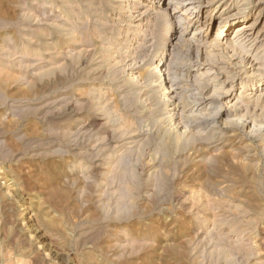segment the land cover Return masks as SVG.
<instances>
[{"label": "rangeland", "instance_id": "obj_1", "mask_svg": "<svg viewBox=\"0 0 264 264\" xmlns=\"http://www.w3.org/2000/svg\"><path fill=\"white\" fill-rule=\"evenodd\" d=\"M139 1L0 0V264H264V59L187 30L192 4L210 43L206 14L264 0ZM175 103L200 124L178 147Z\"/></svg>", "mask_w": 264, "mask_h": 264}, {"label": "bare ground", "instance_id": "obj_2", "mask_svg": "<svg viewBox=\"0 0 264 264\" xmlns=\"http://www.w3.org/2000/svg\"><path fill=\"white\" fill-rule=\"evenodd\" d=\"M145 2H146V4L145 3H142L141 1H139L138 3L136 2V7L134 8L135 9V11H134V13L135 14H137L138 15V17H142V16H145V17H149V16H151V15H157V14H160V12H162V7H164L165 8V11H169V10H171V12H172V10L174 11V13H176V11L178 10V9H180V8H183V7H186V6H188L189 4L187 3L186 4V1L185 0H178L177 2L175 1L174 2V0H144ZM147 2H148V4H147ZM149 2L152 4V5H154V6H151V7H149ZM155 2H156V4H155ZM188 2V1H187ZM192 2V1H191ZM194 3V2H193ZM191 4V3H190ZM195 5V4H194ZM236 5V4H235ZM193 6V4L192 5H190V8H187L188 10V16H192L193 17V19H192V21H190L189 23H188V26H187V30L188 29H190V28H194V33H193V36L191 37V39H192V41L191 42H193L194 44H193V46L194 45H197L198 46V53H202V54H204V55H206V57H213V58H215V56H216V59L218 58L217 57V52H219V50H217L216 51V53H213V51L212 50H215V47H222L223 46V49H224V47H226V48H230V46H231V48L233 47V48H237V47H255V46H257V48L255 49V51H253V52H255V53H252L251 55H248V57H249V59H248V61H249V64L250 65H259L260 63H262V62H260L259 63V59L261 58L262 60L264 59V23H262V20H260V19H256L255 21H253V22H251V21H247L245 18H244V13H245V9L244 10H239V11H237V13H233V7H231V6H233V5H231V6H227L226 8H224L221 12H220V14L218 15V16H213V17H211V13H208V14H206L207 15V19H208V22H212L215 18H219L220 19V22H219V25H218V29H217V32H216V36H215V38H214V42H210V43H208L207 42V40L204 42L203 41V36H201L202 35V29H200V27L198 26L199 25V23H200V19H199V16H200V13L202 12V10H203V7H202V5L201 6H195V7H192ZM204 7H206V6H204ZM145 9V10H144ZM217 9V8H216ZM186 11V12H187ZM204 11H207V10H204ZM185 12V13H186ZM169 13V12H168ZM133 14V13H132ZM171 15V14H170ZM183 15V14H182ZM215 17V18H214ZM261 17V16H260ZM214 18V19H213ZM180 20H181V18H179V22H180ZM194 20V21H193ZM187 21V20H186ZM239 24V25H238ZM196 25H197V27H196ZM179 26V25H178ZM196 27V28H195ZM237 27V28H236ZM205 28V27H204ZM235 29V30H234ZM186 30V29H185ZM184 30V31H185ZM186 30V31H187ZM232 30H234V32H232ZM170 31V30H169ZM186 31H185V33H186ZM232 32V33H231ZM182 34H183V32H182ZM196 35H198L197 37L198 38H196L195 36ZM101 36V35H100ZM183 38V37H182ZM168 40V39H167ZM187 40V39H186ZM188 42V41H187ZM87 43H88V45H89V42L87 41ZM188 44V43H187ZM190 44V43H189ZM87 45V44H86ZM91 46H93L92 44H90ZM90 46V47H91ZM197 46H195V47H197ZM213 46V49L211 48ZM94 47V46H93ZM176 47V46H175ZM90 50V49H89ZM205 50V51H204ZM251 50V49H250ZM222 52H223V50H221ZM220 51V52H221ZM242 51V50H241ZM259 51H261V52H259ZM87 52H88V50H87ZM90 52V51H89ZM223 54V53H222ZM234 54V53H233ZM87 55H89V53H87ZM221 55V54H220ZM220 55H218V56H220ZM213 58H211V59H213ZM233 58V57H232ZM199 59V58H198ZM216 59H213V60H216ZM224 59V58H223ZM87 60V59H86ZM217 61V60H216ZM231 61V60H230ZM230 61H229V63H230ZM242 61V60H241ZM264 62V61H263ZM86 63V62H85ZM241 63V62H240ZM243 63V62H242ZM197 64V63H196ZM195 63H194V66H193V70H194V72L195 71H198L199 70V68L200 67H198L199 65L197 64L196 65ZM245 64V63H244ZM191 66V65H190ZM260 67H261V65H260ZM260 67H255V71L257 72V73H259L260 72ZM195 68V69H194ZM248 68V67H247ZM262 68V67H261ZM264 68V67H263ZM262 70H264V69H262ZM218 71V70H217ZM211 72L212 71H210V70H208V73H210L211 74ZM256 73V74H257ZM262 73V72H261ZM263 74V73H262ZM208 75V74H207ZM212 75V74H211ZM253 75V74H252ZM171 76V75H170ZM260 76V75H259ZM261 77V76H260ZM210 78V77H209ZM258 78V77H257ZM214 79V78H213ZM263 79V78H262ZM212 80V79H211ZM224 80V79H223ZM228 80V79H227ZM231 81V80H230ZM261 81V80H260ZM264 82V80H262V83ZM260 86H261V84H260ZM183 87V86H182ZM233 87V86H232ZM231 87V88H232ZM220 88V87H219ZM230 88V89H231ZM264 88V87H263ZM218 89V88H217ZM229 89V90H230ZM233 89V88H232ZM260 89V88H259ZM177 88H176V85H174V83L172 82V84H171V86H170V89H169V93H172V94H174V95H178V93H177ZM228 89H226V91H227ZM228 90V91H229ZM244 90V89H243ZM242 91V90H241ZM241 91H240V94H238L237 95V93H236V91H234V90H230L226 95V98H227V101L229 102V103H231L233 100H235V104H239V103H241V101L244 99V100H247L248 98L249 99H251L252 98V96L251 97H248L247 95H246V97L244 96V98H243V94L241 95ZM260 91V90H259ZM187 92V91H186ZM243 92V91H242ZM246 92V91H245ZM244 92V93H245ZM257 92V91H256ZM224 93V92H223ZM226 93V92H225ZM224 93V94H225ZM211 94V93H210ZM162 95V94H161ZM180 95V94H179ZM214 95H216V94H214ZM178 97V96H177ZM173 98V97H172ZM176 98V97H175ZM225 98V99H226ZM182 98H180V100H181ZM252 99H255V101H250V102H257L258 100H260V101H263L264 102V91L263 90H261L260 91V93H256L255 95H253V98ZM207 100V99H206ZM242 101L243 103L245 102V101ZM257 100V101H256ZM170 102V101H169ZM177 102V101H176ZM247 102H249V101H247ZM233 103V104H234ZM203 104V103H202ZM242 104V103H241ZM264 104V103H263ZM203 105H205V104H203ZM226 105V104H225ZM230 105V104H229ZM232 105V104H231ZM246 105V107H247V104H242V106H245ZM173 106H174V108H173V115L171 116L170 114H168V115H170L169 116V118H170V122L169 123H171V125H172V127L174 126L175 127V131H176V133H175V135H173L172 137H171V141L173 142V145H175L176 147H178L179 146V143H180V140H181V138H182V136L181 135H183V134H185V132L187 131V130H189V123H188V128H187V126L186 125H184L183 124V122H182V120H183V118L181 119V117H183V115H184V113L186 112V111H184V109H181L180 108V106L179 105H177L176 103L175 104H173ZM236 106H239V105H236ZM189 107V106H188ZM192 108V107H191ZM198 108V107H197ZM262 108V107H261ZM223 109V108H222ZM221 109V110H222ZM241 109V108H240ZM254 109V108H253ZM256 109V108H255ZM167 110V109H166ZM187 110V109H186ZM194 110V109H193ZM228 110V109H227ZM263 110V109H262ZM244 111H246V110H244ZM170 112V111H169ZM193 112V111H192ZM219 112H221V111H219ZM249 112V111H248ZM168 113V112H167ZM187 113V112H186ZM252 113H253V111H252ZM190 114H193V113H190ZM215 114V113H214ZM213 114V115H214ZM96 115V114H95ZM168 115H167V117H168ZM187 115V114H186ZM191 117V116H190ZM257 118V117H256ZM212 119V118H211ZM234 119V118H233ZM99 120V119H98ZM185 120V119H184ZM190 120V119H189ZM188 120V121H189ZM190 121H192V120H190ZM166 122V121H165ZM187 122V121H186ZM198 122H200V121H198ZM249 122V121H248ZM251 122V121H250ZM96 123V120L95 119H93V120H91V124H95ZM201 123V122H200ZM205 123V122H204ZM254 123V122H253ZM86 124V123H85ZM251 124V123H250ZM264 124V123H263ZM200 125V124H199ZM197 123H196V121L193 123V124H191L190 126H192V127H196V126H199ZM254 125V124H253ZM93 126V125H92ZM202 126V125H201ZM228 126V125H227ZM256 126H258L257 124H256ZM171 127V128H172ZM231 127V126H230ZM263 127V126H262ZM185 128V129H184ZM200 128V127H199ZM227 128V127H226ZM248 128V127H247ZM256 127H255V125L254 126H252V129H251V127H250V129L253 131V129H255ZM260 128V127H259ZM110 129H111V127H110ZM195 129V128H194ZM108 130V129H107ZM170 130V129H169ZM184 130V131H183ZM191 130V129H190ZM189 130V131H190ZM196 131H197V129H195ZM249 130V129H248ZM247 130V131H248ZM192 131H193V129H192ZM250 131V130H249ZM255 131V130H254ZM191 132V131H190ZM201 132V131H200ZM263 132H264V130H263ZM262 132V133H263ZM189 133V132H188ZM187 133V134H188ZM193 133V132H192ZM244 133V132H243ZM261 133V132H260ZM256 134V133H255ZM107 135L109 136V134L107 133ZM106 135V136H107ZM188 136V135H187ZM245 136V135H244ZM193 137V136H192ZM247 138V137H246ZM168 139V138H167ZM123 140V139H122ZM138 142V141H137ZM107 146V145H106ZM103 147V146H102ZM95 170V169H94Z\"/></svg>", "mask_w": 264, "mask_h": 264}]
</instances>
